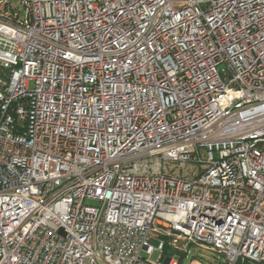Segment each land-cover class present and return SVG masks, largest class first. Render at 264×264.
I'll return each mask as SVG.
<instances>
[{"label": "built area", "instance_id": "2783aa9c", "mask_svg": "<svg viewBox=\"0 0 264 264\" xmlns=\"http://www.w3.org/2000/svg\"><path fill=\"white\" fill-rule=\"evenodd\" d=\"M190 245L264 264V0H0V264Z\"/></svg>", "mask_w": 264, "mask_h": 264}, {"label": "rangeland", "instance_id": "374dc122", "mask_svg": "<svg viewBox=\"0 0 264 264\" xmlns=\"http://www.w3.org/2000/svg\"><path fill=\"white\" fill-rule=\"evenodd\" d=\"M20 11L23 15L24 8L20 7ZM156 244L157 241L152 239L151 245L156 246ZM168 252L171 254L172 259L178 261V264H225L224 258L221 255L214 253L207 247L191 246L190 253L186 257L183 255L182 258L178 253L172 254L170 250ZM158 255V252H154L150 258L151 261L155 262ZM164 258L165 256H163Z\"/></svg>", "mask_w": 264, "mask_h": 264}, {"label": "trees", "instance_id": "16d2710c", "mask_svg": "<svg viewBox=\"0 0 264 264\" xmlns=\"http://www.w3.org/2000/svg\"><path fill=\"white\" fill-rule=\"evenodd\" d=\"M192 245H190L189 247H191ZM168 250H169V248L168 247H166L165 248V250H164V253L166 254V255H168V254H170L169 252H168ZM179 255L181 256V258H182V256L184 255L183 253H179ZM225 264H227L226 262H225ZM236 264H258V263H253V262H250V261H238Z\"/></svg>", "mask_w": 264, "mask_h": 264}, {"label": "water", "instance_id": "95a60500", "mask_svg": "<svg viewBox=\"0 0 264 264\" xmlns=\"http://www.w3.org/2000/svg\"><path fill=\"white\" fill-rule=\"evenodd\" d=\"M165 263H167V260L165 261Z\"/></svg>", "mask_w": 264, "mask_h": 264}]
</instances>
